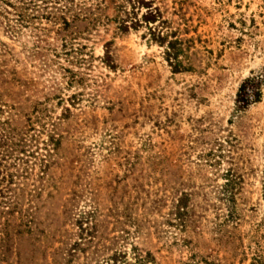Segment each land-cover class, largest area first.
Listing matches in <instances>:
<instances>
[{
	"label": "rangeland",
	"instance_id": "rangeland-1",
	"mask_svg": "<svg viewBox=\"0 0 264 264\" xmlns=\"http://www.w3.org/2000/svg\"><path fill=\"white\" fill-rule=\"evenodd\" d=\"M47 7L54 23L0 25V264H111L133 245L158 264H264V79L257 101H236L264 78V0ZM50 129L62 139L42 172ZM150 170L163 201L143 215Z\"/></svg>",
	"mask_w": 264,
	"mask_h": 264
},
{
	"label": "trees",
	"instance_id": "trees-1",
	"mask_svg": "<svg viewBox=\"0 0 264 264\" xmlns=\"http://www.w3.org/2000/svg\"><path fill=\"white\" fill-rule=\"evenodd\" d=\"M39 1V3H38ZM52 1L53 4L57 3L58 0H0V25H4L5 28H12V25H43V20H47L48 22H55L57 20V17L55 14L52 13L51 10H48L47 3ZM147 7V6H146ZM50 8H55L54 6ZM59 8H55L57 11ZM52 13V15H51ZM142 21L144 22H153L154 21V15L151 13V11L146 10L144 14L140 17ZM62 23L66 24L64 19H61ZM102 61L107 65L110 66L111 59L106 50H104V54L102 56ZM112 67V66H111ZM263 77H257V76H251L247 77L242 83L238 86L237 92H236V101L239 102L241 105H247L249 103L255 102L258 100L260 89L259 85L263 81ZM4 103L0 102V105ZM73 104V103H72ZM72 106V105H71ZM66 113V114H65ZM69 113V109L67 107H64L62 118H66V115ZM47 140L45 146L46 148V159H44V163H41L42 166V172H44L48 166H49V159L53 157V155L59 154L57 151V148L59 147V142L62 139L59 135H56V133L53 131V129H50L47 133ZM20 141V139H19ZM22 151V147L19 148V151ZM125 164L126 170H130V166H132V162L126 161ZM145 177L149 178L150 180H146L145 185H149V187L144 188L143 184L139 185L138 191L143 192V195L141 197L140 205L143 208L142 214L143 215H152L153 213H156L158 204L163 201L161 195H158L157 188L152 187L154 186L155 177L153 174V170H150L146 173ZM137 192V191H136ZM230 192V191H228ZM231 192L229 193V195ZM191 193H181V196L177 198L170 199L172 215H174V219L177 221V226L179 227L180 231H185L187 224L186 220L189 217V215L193 212V209L191 206L187 204L188 197H190ZM232 195H230L231 197ZM168 197V196H167ZM170 197V196H169ZM174 200V201H172ZM134 202H131L129 204H126L124 207V215L127 216L130 219H134L130 215V204H133ZM84 206H88L87 209H81L77 213L78 217V223L81 225V221L87 220L91 216V214L95 211V206L93 205V202L91 201H84ZM169 212V213H170ZM142 215V216H143ZM144 217V216H143ZM17 226V225H16ZM15 232H19L18 230ZM134 232L138 233L139 231L134 228ZM6 235V233H4ZM182 242L186 250L190 251L189 257L193 256V248L189 245V243L182 239ZM76 244H73L72 247H70L69 250H73L75 248ZM68 250V251H69ZM71 252H68V255ZM129 254L131 255V259L127 260V257H125L124 251H118L113 252L110 256V259L112 261L111 264H158L155 255L148 249L140 250L136 246H131ZM191 259V258H190ZM68 262V260H66Z\"/></svg>",
	"mask_w": 264,
	"mask_h": 264
}]
</instances>
